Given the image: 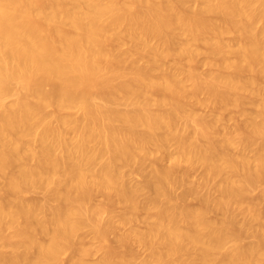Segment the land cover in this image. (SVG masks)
Listing matches in <instances>:
<instances>
[{"label":"bare ground","instance_id":"obj_1","mask_svg":"<svg viewBox=\"0 0 264 264\" xmlns=\"http://www.w3.org/2000/svg\"><path fill=\"white\" fill-rule=\"evenodd\" d=\"M193 1L0 0V242L10 249L0 251V264H63L69 251L71 264H86L95 250L78 234L88 223L104 251L98 264H132L135 245L149 251L142 264H264V0H201L192 10ZM229 35L238 47H228ZM126 42L131 48L121 53ZM201 53L209 72L197 68ZM137 56L148 65L131 60ZM169 58L171 70L164 65ZM253 102L256 117L241 121ZM198 106L216 117L196 114ZM228 108L241 118L236 125L243 123L234 126L232 117L236 135L218 127ZM72 109L80 117L69 115ZM171 143L172 165L154 162L146 182L153 195L141 205L138 194L146 189L128 185L123 168L142 171ZM198 165L205 187L222 180L214 204L210 188L201 197L185 188ZM181 186L186 192L178 197ZM259 187L258 200L251 199ZM38 189L56 205L23 199ZM97 193L104 198L98 205ZM192 195L199 205L185 204ZM114 201L128 211L125 217L121 209L126 224L150 211L141 214L147 228L122 231L117 248L108 240L116 226L103 218ZM233 204L245 216L241 224ZM213 213L221 219L211 220ZM248 232L257 240L242 245Z\"/></svg>","mask_w":264,"mask_h":264},{"label":"rangeland","instance_id":"obj_2","mask_svg":"<svg viewBox=\"0 0 264 264\" xmlns=\"http://www.w3.org/2000/svg\"><path fill=\"white\" fill-rule=\"evenodd\" d=\"M200 1H201V0H198V1H196V2H194V1H193V2H189V4H187V6H188L189 9L192 8V10H196V9H198V8H200V7L203 6V5H202V4H203L202 1H201V2H200ZM195 3H196V4H195ZM200 3H201V4H200ZM194 4H195L196 6H195ZM198 4H199V5H198ZM194 8H196V9H194ZM259 23H260V22H259ZM259 23L256 24V26H257L256 28H257V29H260V28L262 27V23H260L261 25H260ZM260 26H261V27H260ZM225 39H226L225 42H226V44L228 45V47H230V48H234L235 46L238 47V46H237L238 41H237V39H236L234 36L229 35V36H226ZM184 40H185V41H184ZM184 40H183L184 42H187L186 39H184ZM187 40H188V39H187ZM234 40H235V41H234ZM234 42H235V43H234ZM127 43H128V46H127ZM154 43H156V42L154 41ZM154 43L152 42V44H154ZM126 46H127V47H126ZM126 46H125V47L123 46L126 50L123 49V47H121V50L123 51V52H121V53H124V52H126L128 49H130V48H131V43H130V42H126ZM129 47H130V48H129ZM236 47H235V48H236ZM205 54H206V53H205ZM140 57H141V56H137V57H134V58H136V59L132 58L131 60H134V62H136V63L138 62L137 64L140 65V66H141V65H142V66L144 65V67H145V65L147 66V65H148V63H147V62H148L147 58H145V57H141V58H140ZM142 58H143V59L145 58V59L143 60ZM138 59H140V60H138ZM198 59H199V60H198L197 62H198V63L201 62V63H200L199 65H198V63H197V68H198L199 70L203 71V73L206 72L205 69L207 68V69H208L207 71L209 72V69H210V68H209L208 65H207L206 68L203 67V66H206V64L204 65V63H205V60L208 59V55H207V54L204 55L203 53H201V55H200V57H198ZM165 61H166V63H164V65L166 64L165 69L171 70V68H172L173 66H175V63L172 62V61H173L172 58H171V59L169 58L168 61H167V60H165ZM165 61H164V62H165ZM141 62H143V63H141ZM169 63H170V64H169ZM206 63H207V62H206ZM170 65H171V68H169ZM168 66H169V67H168ZM199 66H200V67H199ZM201 66H202V67H201ZM198 69H197V70H198ZM201 71H200V72H201ZM204 71H205V72H204ZM198 72H199V71H198ZM200 72H199V73H200ZM201 73H202V72H201ZM181 77H182V76H181ZM202 97L205 98L204 95L201 96V98H202ZM255 98H257V97H254V98H252L251 100L254 101L253 99H255ZM14 99H15L14 96H10V98L8 97V98L5 99L4 103H5L6 105H10V104H12V102L14 101ZM258 99H259V97H258ZM258 99H257V101H258ZM251 100H250V102H252ZM255 100H256V99H255ZM257 101H255V102L257 103ZM98 102H99V104H100V103H101V104H104V105L107 104V103H103L104 101H102V100H100V101L98 100ZM250 102H249V103H250ZM255 102H253L255 105H252L253 103H251V104H248L247 106H245L246 114H245V115H242V116L240 115L242 119L239 117V114L237 113V111H236V113H232V112H235L234 109H233L234 111H232L231 108H230V110H229V108H228L229 111H227L226 109L223 110L222 112H224V113H222V114L220 113L221 117H223V119H222L223 122H222L221 119H220L221 123H218V125H219V126H218L219 129L221 128V127H220V124H221V126L223 125V128H222L223 131L228 130V131L231 132L232 130H230V129H232L237 123H239V120H240V119H241V121H242V120H248V119H251V116H252V117H254V116L256 117V115H257V114H256V113H257V110H256V107H255V106H256V103H255ZM119 104H120V103H118V105H117V104H114V105L111 104V106H109L110 104H107V105H108L109 107H111V108H114V109H117V110H121V111H126V110L131 109V107H130V108H129L128 106L126 107V105L123 104V103L120 104V105H119ZM117 106H118V107H117ZM115 107H116V108H115ZM200 107H201V108H200ZM200 107L198 106L199 109L196 107V109H195V110H196V114L199 113V114L202 115L203 117H204V115H208V117H209L211 120L213 119V118H211V116H212V117H216L215 115H213V113H210V112H212L213 110H209V109H210L209 107L206 108V106H205V109H204V106H203V107L200 106ZM207 109H208V111H207ZM72 110H73V111H72ZM72 110L69 111V112H70L69 115H71L73 118H77L78 116L80 117V115H81V114H80V111H78V110H76V109H72ZM75 110L78 111L79 113L76 112ZM51 111H53V109H52V110L50 109V113H51ZM71 111H72V112H71ZM74 111H75V112H74ZM47 112H49V111H47ZM69 112H68V113H69ZM200 112H201V113H200ZM202 112H203V113H202ZM247 112H248V113H247ZM252 112H253V113H252ZM50 113H49V114H50ZM205 113H206V114H205ZM225 113H226V114H225ZM75 114H76V115H75ZM78 114H79V115H78ZM209 114H210L211 116H210ZM230 114H231L232 116H231ZM234 114H235L236 116H235ZM237 114H238V116H237ZM248 114H249L250 116H249ZM200 115H199V116H200ZM226 115H227V116H226ZM246 115H247V116H246ZM230 116H231V117H230ZM243 116H244V117H243ZM205 117H206V116H205ZM208 117H207V118H208ZM232 117H234V118L237 117V119H238V120L235 119L236 121L234 120V123L236 122L235 124L232 122L233 120H231ZM245 117H250V118H245ZM209 118H208V119H209ZM234 118H233V119H234ZM50 119H52V118H50ZM210 119H209V120H210ZM214 119H215V118H214ZM220 121H219V122H220ZM225 121H226L227 123H225ZM243 122H244V121H243ZM228 123H230V124L228 125ZM233 124H234V126H233ZM224 125L226 126V129H225V126H224ZM239 125L241 126V125H243V123L240 122ZM239 125H236V127H237V126L239 127ZM227 126H229V127L231 126V127L229 128V127H227ZM232 126H233V127H232ZM227 128H228V129H227ZM234 128H235V127H234ZM235 129H237V128H235ZM233 130H234V129H233ZM237 130H239V128H238ZM234 132H235V133H234ZM234 132L232 131V133H234V135H236L237 131L235 130ZM238 132H239V131H238ZM220 133H224V132H221V130H220ZM69 134H70L69 137H72V134H71V133H69ZM223 135H224V134H223ZM223 135H222V136H223ZM220 136H221V135L219 134V138H218V139H219L220 141H222V140L224 139V136H223V137H222V136L220 137ZM31 142H33V143H32V144L30 143V147H32L33 145H35V147H34V146H33V147L36 148L37 142L35 141V142H36V143H35V142L32 141V140H31ZM34 143H35V144H34ZM173 145H174V146H173ZM33 147H32V148H33ZM38 147H39V144L37 145V148H38ZM171 147H172V148H171ZM175 147H176L175 144H174V143H173V144L171 143V144H169V146L167 147V148H168V149H167L168 151H167L165 154H164V153H159V154H160V155H159L157 152H154V153L151 155V156L154 157V158H152L151 156H149V159H148L147 163H145L146 165H143V167H145V166H146V167H145V168L142 167V171H140V172H139V170H138V168H140V167L137 166V165H132V166H130V167H129V166H126V167L123 168V173H125V174H123V175H124V176H123V179H124V181H125L127 184L129 183L128 185H130L132 188L135 187V188H137V189H142V188H143L144 190L146 189V191H144V192H143V190L141 191V192H143V193L140 192V194H138V198H139L138 200H140L139 202L142 203L141 205L146 206V205H147V202H146V201H148V199H149V195H150V197L153 195V191L150 190V189H148V188H146V184H147L146 182H148V179H149L148 176L150 175V173L152 172V170H153V168H154V162H155L156 160H158V158H160L158 161H160V160H161V161H163V160L165 161V163H164V162L162 163V162L160 161V163H161V165H162L163 167H165V166H166V167H168V166L170 167V166L172 165V159L169 158V155H172V154H173L172 157L175 156V154H176V148H175ZM1 148H2V144L0 143V150H1ZM32 148H31V150H34V149H32ZM39 148H40V147H39ZM29 149H30V148H28V150H29ZM174 149H175V150H174ZM25 150L27 151V149H25ZM31 150L28 151V153H27L26 151H25V152H26L27 154H30ZM35 150H38V149H35ZM170 151H171V152H170ZM169 152H170V153H169ZM57 153H58V152H57ZM156 153H157L158 155H157ZM168 153H169V155H168ZM174 153H175V154H174ZM232 153H235V150H234ZM58 154H59V153H58ZM248 154H249V155L251 154V156H252V155H253V151H249ZM163 156H164V157H163ZM162 157H163V158H162ZM167 157H168V158H167ZM150 158H151V159H150ZM161 158H162V159H161ZM167 159H168V161H167ZM169 159H170V160H169ZM31 160H32V162L30 163ZM31 160L29 161L30 165L33 166L34 164H36V161H34V159H31ZM150 160H151V162H150ZM33 161H34V162H33ZM169 161L171 162V165L168 164V163H170ZM148 162H149V163H148ZM99 163H100V164H99ZM151 163H153V167H150V166H152ZM166 163H167L168 165H166ZM101 164H102L101 162H98V163H97L98 168H101V167H100ZM147 164H148V166H147ZM164 164H165V165H164ZM136 166H137V168H136ZM95 167L97 168V166H95ZM147 167H148V168L150 167V169H147ZM184 167H186V166H184ZM96 168H95V169H96ZM98 168H97L96 170H98ZM199 168H200V167H199V165H198L196 168H193V169H191V170L188 172V175H189V176L187 175L186 178H187L188 181H190V182L188 183V181H187V179H186V185H188V186L185 187V188H188V190H189V188H190V189H192V188H197L198 191L200 190L199 192L197 191V194H198V195L200 194L199 197H201V196H205V193L208 192L207 189L210 188V190H209V194H210V196H209V197H211V195H212L211 198H212V200L214 199V201H213V204H214V202H215L216 199L218 198V195H219V193H218V186H219V184L221 183L220 181H222V180H221V178H218V180L215 179V180H213V182H215V183H212V181H210V182L208 183L209 185L207 184V186H209V187L206 186V187H207V188H206V187L203 185V184H204V181H205V180H204V179H205V176H204L203 168L201 167V170H200ZM145 169L147 170V172H146ZM197 169H198V170H197ZM137 170H138V171H137ZM124 171H125V172H124ZM148 171H149V172H148ZM191 171H192V172H191ZM194 171H196V172L194 173ZM134 172H135V173H134ZM136 172H137V173H136ZM141 172H142V173H141ZM189 173H190V174H189ZM192 173H193V174H192ZM134 174H135V175H134ZM136 174H139L140 176H139V175H136ZM143 174H144V175H143ZM145 174L147 175V178H145V177H146ZM148 174H149V175H148ZM141 175H142V176H141ZM190 175H192V176H190ZM202 175H203V176H202ZM0 176H1V178H0V180H1L0 183H1V182L3 183V182L5 181V178H4L1 174H0ZM144 176H145V177H144ZM193 176H194V177H193ZM141 177L143 178V182H142V180L140 179ZM190 177H193V178L190 179ZM201 177H203V178L200 179ZM3 180H4V181H3ZM138 180H139V181H138ZM194 180H195V181H194ZM193 181H194V182H193ZM200 181H201L202 183H201ZM218 181H219V182H218ZM130 182H131V183H130ZM132 183H133V185H132ZM135 183H136V184H135ZM191 184H193V185H191ZM195 184H197V187H196ZM211 184H212V185H211ZM215 184H217V186H216ZM138 185H139V186H138ZM140 185H142V186H140ZM198 185H199V186H198ZM200 185H201V186H200ZM184 186H185V185H184ZM184 186H183V187H184ZM189 186H190V187H189ZM193 186H194V187H193ZM213 186H216L217 188H216V187H213ZM199 187H200V188H199ZM178 188H179V187H177V189H178ZM181 188H182V186L179 188L180 191L177 190L176 188L174 189V191L176 192L175 194L178 195V197H181L180 195H182V193H185V192H186V191H184L183 188H182L183 190H182ZM214 188H216V189H214ZM204 189H205V190H204ZM212 189H213V190H212ZM259 189L261 190V187H259V188H257L256 190H254L256 193H255L254 191H253V193H251V194H252V195L250 196L251 199L253 198V200H258L257 198H258L259 195H260V194H259V193H260V192H259V191H260ZM38 190H39V191H38ZM38 190H35V191H33V192L24 193L23 196H22L23 199L25 200V198H26V199H27V202H30L31 200H32V201L35 200V202L41 201L40 204L46 203V201L48 200V195H47V193L44 192V190H42V189H38ZM185 190H187V189H185ZM203 190H204L205 192H204ZM211 190H212V191H211ZM258 190H259V191H258ZM206 191H207V192H206ZM34 192H35L36 194H33ZM42 192H43V193H42ZM147 192H148V193H147ZM201 192H202V193H201ZM210 192H212V193H210ZM214 192H215L216 194H214ZM146 193H147V194H146ZM203 193H204V195H203ZM31 194H33V195L31 196ZM207 194H208V193H207ZM207 194H206V196L209 195V194H208V195H207ZM256 194H257V195H256ZM24 195H25V196H24ZM183 195H184V194H183ZM254 195H255V197H254ZM26 196H27L28 198H27ZM102 196H103V195L100 194V193H99V196H98V193H97V196L95 195V196H94V199H93V202H94V200H95L94 204L98 205L99 202H100V204H101L102 202H104V198H103ZM216 196H217V197H216ZM257 196H258V197H257ZM24 197H25V198H24ZM100 197H101L102 199H101ZM142 197H143V198H142ZM147 197H148V198H147ZM191 197H193V200H191L192 198L189 199V196H188V198H187L186 201H185L186 203H185V202H184V203L188 205L189 200H190V203H192L193 205L189 203L188 206H193V207H194L195 204H196V206L199 205V203H200V202H199V199H198L199 197L197 198V196H193V195H192ZM195 197H196L197 200L195 199ZM213 197H214V198H213ZM215 197H216V198H215ZM35 198H36V199H35ZM99 198H100V199H99ZM144 198H145L146 200H145ZM194 199H195V200H194ZM28 200H29V201H28ZM45 200H46V201H45ZM25 201H26V200H25ZM142 201H144V202H142ZM191 201H192V202H191ZM97 202H98V203H97ZM116 202H117V203H116ZM116 202L114 201V203L111 205V207H110L109 210L107 211V213H108V212H111V213H112V212H114L113 209H115V210H116V211H115L116 214H115V212L112 213V214H110V213H108V214L105 213V214H104V217H103L105 221L110 220V221H112V222L115 224V226H116L114 232H116V233H118V234H116V233H114V232H111V233L108 235V240H109V242H110L111 239L114 238L113 240H111V242H113V243L110 242V244H111V245L113 244L114 246H113V245H112V246L115 247V248H117V247L119 246V245L117 244V242H118L117 239H118V237H119L118 235H122V234H124V233H126V232H129L130 230H133V229H131V227L134 228V226H138V228L135 227L134 229H136V228L139 229V227H140V229H144V230H145V227L147 228V226H146V225H147V223H146V222H147V219H145L144 217H147V218H148V215H149L148 212H150V211H148L147 209H141L140 212L137 213V215H140L139 218L137 217V220H134V222L131 221V222H129V223L126 224V223H123V221H124L125 217H129L130 215L127 216L129 213H128V211L126 212V209L124 208V205H122V203H121V205H120V202H119V201H116ZM179 202H180V201H179ZM47 203L52 204V206L56 205V202H54V201H52V202L47 201ZM54 203H55V204H54ZM115 203H116L117 205H116ZM50 204H49V205H50ZM114 204H115V205H114ZM145 204H146V205H145ZM211 204H212V203H211ZM113 207H114V208H113ZM233 207L236 208V209H237V207H238L239 210H240V208H239V206H234V204H233L232 207H231V210H232L231 212H233L234 214H236V215H235V216H236V222L239 221V222H237V223H238V224H241L240 219L243 218L242 221L244 222V220H245V216L242 214L241 211H239L238 209L236 210V209H234ZM261 207L264 208V205H261ZM110 209H112L113 211H111ZM121 209H122L123 211H125V213H127V214H125L124 212L121 213V211H122ZM142 210H144V212H143ZM146 210H147V211H146ZM145 211H146L147 213H146ZM118 212H119V213H118ZM123 213H124L126 216H125ZM237 213H238V214H237ZM239 213H240V215H239ZM49 214H50V213H47V215H49ZM119 214H120V215H119ZM141 214H142L143 216H144V214H146V215L143 217V216H141ZM214 214H215V213H213V214L210 215V217H212L211 220H213V217H216V218H215L216 220H217L218 218L221 219V216H220L218 213H216L215 215H214ZM110 215H111V216H110ZM216 215H217V216H216ZM107 216H108V218H107ZM112 216H113V217H112ZM114 216H115V218H114ZM119 216H120V217H119ZM122 216H125V217H122ZM238 216H239V217H238ZM242 216H244V217H242ZM105 217H106V218H105ZM237 217H238V218H237ZM121 218H123V219H121ZM140 218H141V219H140ZM107 219H108V220H107ZM120 219H121V220H120ZM143 219H144V220H143ZM215 219H214V220H215ZM219 219H218V220H219ZM138 220H139V221H138ZM142 220H143V222H142ZM117 221H118V222H117ZM140 221H141V222H140ZM116 222H117V223H116ZM139 222H140V223H139ZM263 222H264V220H263ZM87 223H88V222H87ZM88 224H89V223H88ZM88 224H86L87 226H84L85 228L82 229L83 231L81 230L82 233H83V235H82L81 231L79 232L80 234H78V239L80 240V243H81V242H84V243L87 244V245L90 243L88 246H87V245H84V243H82L81 246H83L84 248H86V246H87V249H88V248H91V246L93 245L92 248H94V250H95L93 254H90L89 256L86 257L87 260H86V258H85V260H86V264H92V263H93V264H98V262L100 261L99 259H101V258L103 257V255H104V251H103L102 248L100 247L101 244L98 242L97 239H95V240L93 239V240L95 241V243H93L94 241L91 240L92 238H94V236H93V231H92V234H91V229L93 230V228L90 229V226H88ZM91 224H92V223H90V225H91ZM121 224H122V225H121ZM124 224H125V225H124ZM139 224H140V225H139ZM144 224H146V225H144ZM263 224H264V223H263ZM143 225H144V226H143ZM252 225H255V224H252ZM130 226H131V227H130ZM91 227H92V226H91ZM259 227H260V224H259L258 226H257V225H256V226H251V229H252V230H251L250 232L253 233V231L256 230V229H258ZM124 228H126V229H124ZM127 228H129V229H127ZM84 229H85V230H84ZM119 229H120V230H119ZM86 230H87V231H86ZM127 230H128V231H127ZM117 231H118V232H117ZM122 231H123L124 233H123ZM125 231H126V232H125ZM8 232H9V233H8ZM8 232L6 231V234H7V235H9V234L11 233L10 230H8ZM119 232H122V233H119ZM115 234H116V235H115ZM81 235H82V237L84 238V241H81V239H82ZM110 235H111V237H109ZM112 235H113V236H112ZM245 235H246V236H245ZM245 235L242 236V238L245 236V238L242 239V241H241V244H242V245H245V244L249 245V244L255 243V241L257 240L256 238L253 237L254 235L252 234V235H253V236H252L249 232H248V234H245ZM247 235H248V236H247ZM116 236H118V237H116ZM246 237H247V238H246ZM87 240H88V241H87ZM244 241H245V242H244ZM96 242H98L97 245H96ZM250 242H252V243H250ZM91 243H92V244H91ZM114 243H116V244H114ZM94 244H95V245H94ZM1 245H2V242H0V251H4L5 253H9V252H10L9 247H7V246H4V247H3V245H2V246H1ZM115 245H116L117 247H116ZM230 245H232V244L230 243ZM230 245L227 244V245H226V246H228L227 248H229V247L231 248L232 246H230ZM94 246H95V247H94ZM139 246H140V245H139ZM1 247H2V248H1ZM97 247H98L99 249H98ZM136 247H137V249H135ZM142 247H143V246H142ZM142 247H139L140 249L138 248V245H135V246L133 247V249H134L133 251H134V253H135L136 256H137V257H135V259L133 258V260H132L133 263L137 260L136 263H134V264H142V262H144V260L147 259V256H149V251H146L147 248L144 247V248H145V249H144V248H142ZM7 248H8V249H7ZM96 248L98 249L99 253H98V251H96V250H97ZM141 248H142V249H141ZM6 250H7V251H6ZM90 250H93V249H90ZM100 250H102V251H100ZM138 250H139V251H138ZM225 250H226V248H225ZM227 250H229V249H227ZM227 250H226V251H227ZM69 252H70V253H69ZM69 252H67V254H65L66 256H65V255L63 256L64 259H63V258L61 259L62 262L64 261L63 264H65V263H66V264H68V263L71 264V261H70V260H71V257H72V252H71V251H69ZM92 252H93V251H92ZM95 252H97V255H98V256H96ZM102 252H103V253H102ZM146 253H147V255H146ZM70 254H71V256H70ZM99 254H100V256H99ZM101 254H103L102 257H101ZM135 254H134V255H135ZM68 256L70 257V259H69ZM88 257H89L90 259H88ZM100 257H101V258H100ZM67 258H68V259H67ZM136 258H137V259H136ZM66 259H67V260H66ZM98 260H99V261H98ZM134 260H135V261H134ZM142 260H143V261H142ZM87 261H89V263H88ZM97 261H98V262H97ZM133 263H132V264H133Z\"/></svg>","mask_w":264,"mask_h":264}]
</instances>
